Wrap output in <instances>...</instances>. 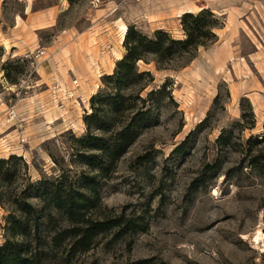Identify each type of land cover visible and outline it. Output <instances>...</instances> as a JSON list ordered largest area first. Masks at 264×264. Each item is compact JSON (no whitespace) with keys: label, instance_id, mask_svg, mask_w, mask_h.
<instances>
[{"label":"rangeland","instance_id":"obj_1","mask_svg":"<svg viewBox=\"0 0 264 264\" xmlns=\"http://www.w3.org/2000/svg\"><path fill=\"white\" fill-rule=\"evenodd\" d=\"M204 8L223 23L216 43L166 69L151 54L138 62L151 73L135 90L145 87L137 103L147 125L99 186L108 215L142 217L147 229L104 232L55 264H264V167L253 162L264 153L255 140L264 135L255 98L264 94V0H0V159L16 157L0 167L1 243L16 200L40 210L41 179L85 169L74 139L86 134L91 98L110 91L106 75L126 53L122 25L182 39V16Z\"/></svg>","mask_w":264,"mask_h":264},{"label":"trees","instance_id":"obj_2","mask_svg":"<svg viewBox=\"0 0 264 264\" xmlns=\"http://www.w3.org/2000/svg\"><path fill=\"white\" fill-rule=\"evenodd\" d=\"M182 26L185 33L182 39L174 38L163 29L150 38L129 26L124 41L126 53L117 61L114 73L105 78L112 81L111 87L106 83L110 91L99 92L91 98L92 111L84 117L86 134L74 139L79 147L75 148L73 161L85 169L79 174H71L69 169L60 168L61 173L52 181L41 179L36 185L38 197L43 202L40 210L26 200L15 201V209L4 227L6 240L0 242V264H55L60 253L66 252L70 257L89 251L104 232L115 229L118 233L144 232L147 229L142 217L108 215L109 209L100 199L99 186L102 179L116 171L140 128L147 125L138 118L146 115L148 110L138 108L137 103V100L145 101L139 94L145 87L139 88V93L135 90L140 80L151 73L140 71L138 62L145 61L151 54L158 68L166 69L177 60L194 57L200 47L218 41L216 30L222 28L223 23L209 8H204L198 13H185ZM166 85L164 83L156 91H163ZM255 140L264 143V135ZM262 154L256 155L253 162L259 164L262 159L261 166L264 167ZM14 159L16 157L0 159V167ZM138 160L148 162V153L139 156ZM3 175L9 177V170ZM51 209L58 213L59 219L46 213Z\"/></svg>","mask_w":264,"mask_h":264},{"label":"crops","instance_id":"obj_3","mask_svg":"<svg viewBox=\"0 0 264 264\" xmlns=\"http://www.w3.org/2000/svg\"><path fill=\"white\" fill-rule=\"evenodd\" d=\"M109 35V34H108ZM5 39H8L11 43V49H10V52H15L16 55H22V47L21 45L17 44V43H13V38L10 36V37H7ZM20 43V42H19ZM3 46V45H2ZM5 49L6 47L3 46ZM112 47V46H110ZM7 50V49H6ZM258 93V97L255 96L256 100L259 102V103H262L264 102V94H262V92H257ZM254 94H250V97L252 98Z\"/></svg>","mask_w":264,"mask_h":264},{"label":"bare ground","instance_id":"obj_4","mask_svg":"<svg viewBox=\"0 0 264 264\" xmlns=\"http://www.w3.org/2000/svg\"><path fill=\"white\" fill-rule=\"evenodd\" d=\"M127 31H128V27H127V25L126 24H123L122 25V28H121V36H120V43H123L124 42V40H125V37H126V34H127ZM4 44H5V46L7 47V48H9L10 46H9V43L7 42V40H4ZM118 56H117V59H122L123 58V55L122 54H117ZM261 238H263V234H261L260 232L259 233H257V235H256V237H255V241H260V240H262ZM261 242V241H260Z\"/></svg>","mask_w":264,"mask_h":264},{"label":"built area","instance_id":"obj_5","mask_svg":"<svg viewBox=\"0 0 264 264\" xmlns=\"http://www.w3.org/2000/svg\"><path fill=\"white\" fill-rule=\"evenodd\" d=\"M44 54H45V51L43 49H38L37 52L34 53L36 58H39ZM17 116H18L17 112L14 109H12L8 113V120L7 121L11 122L12 120L16 119Z\"/></svg>","mask_w":264,"mask_h":264}]
</instances>
